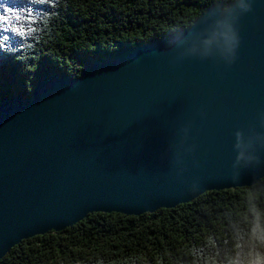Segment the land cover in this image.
I'll use <instances>...</instances> for the list:
<instances>
[{
    "label": "water",
    "instance_id": "1",
    "mask_svg": "<svg viewBox=\"0 0 264 264\" xmlns=\"http://www.w3.org/2000/svg\"><path fill=\"white\" fill-rule=\"evenodd\" d=\"M0 101V259L93 213L141 216L264 178V0L44 75Z\"/></svg>",
    "mask_w": 264,
    "mask_h": 264
},
{
    "label": "trees",
    "instance_id": "2",
    "mask_svg": "<svg viewBox=\"0 0 264 264\" xmlns=\"http://www.w3.org/2000/svg\"><path fill=\"white\" fill-rule=\"evenodd\" d=\"M234 0H0V101L44 75L124 56ZM0 264H264V178L141 216L93 213L21 241Z\"/></svg>",
    "mask_w": 264,
    "mask_h": 264
}]
</instances>
